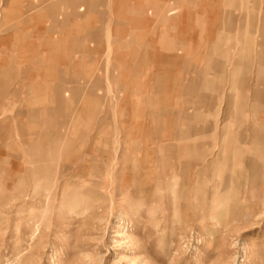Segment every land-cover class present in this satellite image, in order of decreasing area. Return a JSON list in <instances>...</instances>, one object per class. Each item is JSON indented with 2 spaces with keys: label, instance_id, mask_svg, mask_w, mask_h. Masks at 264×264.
<instances>
[{
  "label": "rangeland",
  "instance_id": "1",
  "mask_svg": "<svg viewBox=\"0 0 264 264\" xmlns=\"http://www.w3.org/2000/svg\"><path fill=\"white\" fill-rule=\"evenodd\" d=\"M0 264H264V0H0Z\"/></svg>",
  "mask_w": 264,
  "mask_h": 264
},
{
  "label": "crops",
  "instance_id": "2",
  "mask_svg": "<svg viewBox=\"0 0 264 264\" xmlns=\"http://www.w3.org/2000/svg\"><path fill=\"white\" fill-rule=\"evenodd\" d=\"M161 127H163L162 129V132H163V136L164 137H161V136H157V140H158V143H164V142H167L169 141V153L167 154V156L163 157L162 158V174L158 172V166L156 169H151V168H148L144 171V177L143 179L140 181V188H142V190L140 192H143L146 188H149L150 186H157L158 183L160 182V180L162 179L161 178V175L162 177H166L165 178V181L166 180H170L172 182V185L171 187L173 188V192L172 194L175 193V188L177 186V182L175 181V175H176V170H177V167H176V164H177V160H178V157H177V153L174 152V150L176 149V144L173 143L172 141V136H171V127H168V126H154V129H156L158 131L161 130ZM144 147H147V142L144 143ZM191 149H185L182 154H183V170H182V174H183V178L186 180V183L189 181V175H190V169L192 167V164H191V159L192 157L190 156V152ZM168 166V171H166L164 168ZM185 185V183H184ZM183 185V186H184Z\"/></svg>",
  "mask_w": 264,
  "mask_h": 264
}]
</instances>
